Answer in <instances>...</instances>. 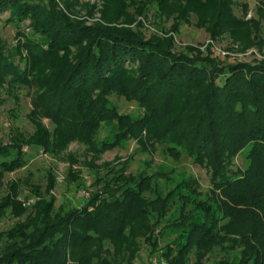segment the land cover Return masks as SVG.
<instances>
[{
	"label": "trees",
	"instance_id": "obj_1",
	"mask_svg": "<svg viewBox=\"0 0 264 264\" xmlns=\"http://www.w3.org/2000/svg\"><path fill=\"white\" fill-rule=\"evenodd\" d=\"M205 2L212 9L206 21L209 34L227 29L237 38L245 22L234 16L231 1ZM49 3L51 8L41 11L30 0H0V11L8 9L17 20L30 19L40 35L25 46L31 56L64 54L53 64L58 72L50 76L49 87L33 100V111L55 123L71 118L66 140L91 137L99 121H114L117 135L104 148L130 137L143 151L161 143L174 159L186 155L205 167L212 187L201 200L190 196L195 194L190 183L181 182L162 197L151 188L150 177L103 164L111 176L80 207L54 213L53 198L40 200L33 217L6 232L10 242L0 251V264H68L78 248L104 242L111 243L112 252L107 249L94 258L102 264L107 255L116 259L140 229L143 234L153 230L152 217L161 221L174 197L182 208L168 224L178 232L166 247L168 255L174 254L173 264H184L193 249L196 264H201L223 243L240 247V258L219 264H264V61L223 64L209 53L174 52L171 37L144 39L119 25L72 22L54 0ZM71 45L80 48L73 56ZM15 70L0 75L19 83L24 76ZM111 93L134 100L144 113L119 114L106 98ZM53 143L43 130L36 138L20 137V144L0 147V175L22 165L21 145L51 151ZM243 150L247 168L229 171L226 163ZM147 190L153 192L152 200L144 196ZM16 191L11 184L0 208L15 200ZM92 257L84 255L80 261L91 264Z\"/></svg>",
	"mask_w": 264,
	"mask_h": 264
},
{
	"label": "rangeland",
	"instance_id": "obj_2",
	"mask_svg": "<svg viewBox=\"0 0 264 264\" xmlns=\"http://www.w3.org/2000/svg\"><path fill=\"white\" fill-rule=\"evenodd\" d=\"M30 1L37 10L51 8L50 0ZM54 1L72 22L119 25L144 39L171 37L174 52L209 53L223 64L264 61V0H230L234 16L245 22L241 32L235 35L237 38L232 37L227 29L216 36L209 34L206 21L212 9L205 0ZM249 13L253 22H246ZM39 36L34 33L30 19L17 20L8 9L0 11V74H10L16 69L14 73L20 72L24 76L21 82L16 83L17 79L0 75V147L20 144V137L36 138L43 130L54 142L51 151H44L34 144L21 145L24 153L22 165L0 175V204L10 194L11 184H15L17 190L12 196L15 200L0 208V251L10 242L5 233L33 217L38 201L49 202L53 198V212L56 213L80 207L90 194L100 191L111 176L109 168H101L106 163L116 169L124 166L125 173L129 175L150 177L151 188L162 197L181 182L190 183L195 189V194L190 192L193 198L199 196L202 200L207 197L212 187L210 173L186 155L174 159L158 142H153L149 151H143L133 137L120 141V145L115 147L104 148L103 143L111 142L117 135L116 122L105 119L98 122L91 137L73 135L66 140L63 135L71 133L68 124L71 118L55 123L33 111V100L49 87L50 76L58 72L53 64L64 55L60 52L47 59L31 56L25 46L27 42L38 40ZM79 49V46H69V55H75ZM106 98L119 114L137 116L144 113L134 100L121 94L111 93ZM246 154V150L239 152L226 163V168L233 173L244 171L248 165ZM184 192L189 194L186 190ZM144 196L148 200L154 198L151 190L145 191ZM168 205L167 214L161 221L157 222L156 215L152 217L150 225L153 230L150 233L143 234L140 229L136 237L128 239L122 255L116 259L107 255L103 264L176 262L174 254L168 255L166 247L173 244L178 232L168 224L178 218L182 203L174 197ZM188 209H193V205L189 204ZM107 249L113 250L110 242L80 247L68 264H82L80 260L84 255L93 256L91 264H102L94 256ZM239 258L240 247L232 249L223 243L212 248L201 264L236 263ZM184 264H196L194 249Z\"/></svg>",
	"mask_w": 264,
	"mask_h": 264
},
{
	"label": "built area",
	"instance_id": "obj_3",
	"mask_svg": "<svg viewBox=\"0 0 264 264\" xmlns=\"http://www.w3.org/2000/svg\"><path fill=\"white\" fill-rule=\"evenodd\" d=\"M252 17V15L249 13L248 15H247V18L246 19H250Z\"/></svg>",
	"mask_w": 264,
	"mask_h": 264
}]
</instances>
